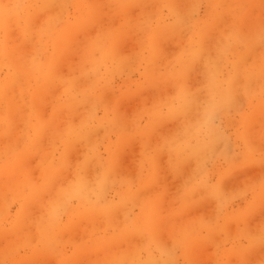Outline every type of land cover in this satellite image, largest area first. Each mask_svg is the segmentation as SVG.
<instances>
[{"label": "rangeland", "instance_id": "1", "mask_svg": "<svg viewBox=\"0 0 264 264\" xmlns=\"http://www.w3.org/2000/svg\"><path fill=\"white\" fill-rule=\"evenodd\" d=\"M0 264H264V0H0Z\"/></svg>", "mask_w": 264, "mask_h": 264}, {"label": "bare ground", "instance_id": "2", "mask_svg": "<svg viewBox=\"0 0 264 264\" xmlns=\"http://www.w3.org/2000/svg\"><path fill=\"white\" fill-rule=\"evenodd\" d=\"M69 93H70V92H69ZM71 97H72V96H71ZM71 97H70V98H71ZM221 97H223V96H221ZM177 101H180V103H181V102H182V98L180 97L179 99H177ZM180 103H179V104H180ZM216 103H217V102H216ZM194 131H195V130H194ZM209 135H210V134H209ZM197 136H198V135H197ZM199 138H200V137H199ZM199 138H198V139H199ZM196 140H197V139H196ZM195 145H196V144H195ZM114 153H115V152H114ZM114 158H115V157H114ZM111 159H112V158H111ZM145 176H146V175H145ZM140 227H141V226H140Z\"/></svg>", "mask_w": 264, "mask_h": 264}]
</instances>
